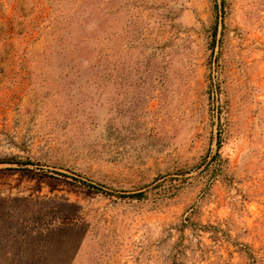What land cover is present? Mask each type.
Segmentation results:
<instances>
[{
    "label": "rangeland",
    "instance_id": "rangeland-1",
    "mask_svg": "<svg viewBox=\"0 0 264 264\" xmlns=\"http://www.w3.org/2000/svg\"><path fill=\"white\" fill-rule=\"evenodd\" d=\"M0 264H264V0H0Z\"/></svg>",
    "mask_w": 264,
    "mask_h": 264
},
{
    "label": "trees",
    "instance_id": "trees-1",
    "mask_svg": "<svg viewBox=\"0 0 264 264\" xmlns=\"http://www.w3.org/2000/svg\"><path fill=\"white\" fill-rule=\"evenodd\" d=\"M128 196H130V197H142L143 196V193H141V192H137V193H133V194H130V195H128Z\"/></svg>",
    "mask_w": 264,
    "mask_h": 264
}]
</instances>
